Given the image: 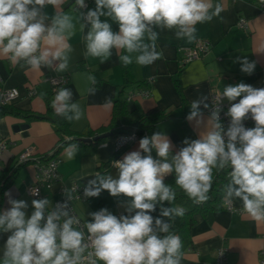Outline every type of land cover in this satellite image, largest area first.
<instances>
[{"label":"clouds","instance_id":"9594fccd","mask_svg":"<svg viewBox=\"0 0 264 264\" xmlns=\"http://www.w3.org/2000/svg\"><path fill=\"white\" fill-rule=\"evenodd\" d=\"M63 0H0V54L20 67L33 70L49 68L65 72L73 47L68 40L75 34L74 17L56 13L49 17L47 5L59 6ZM88 9L85 0H75L79 29L84 32L85 56L105 62L113 49L122 50L120 62L149 66L161 58L156 41L160 30L175 32L177 39L191 43L197 38V24L211 22L223 11L213 0H95ZM104 17L105 19H101ZM113 23L118 31H113ZM241 71L251 75L255 61L237 58ZM96 92V78L88 77ZM188 83L196 80L189 78ZM187 86V85H186ZM239 98V99H238ZM192 101L186 117L203 126L198 139H185L173 154L170 139L154 133L139 140V148L115 161L117 175H96L84 188L86 197H98L107 190L126 201L127 215L119 217L107 208L92 212L85 231L80 220L70 214L68 204L54 207L47 198L33 200L31 215L24 200L9 198L10 207L0 211V233H10L3 247L0 264H181L182 240L172 232V221L183 217V207L172 206L176 190L165 183L175 175V185L194 203L209 200L214 172L229 169V182L223 200L229 205L236 199L257 222H264V88L243 82L223 87L218 105L205 121L201 104ZM229 102L225 129L220 121L221 103ZM55 115L67 121L83 117L81 106L73 101L71 89L61 88L52 101ZM254 127H245L247 119ZM155 150L157 156H152ZM69 158L76 155L78 144L66 149ZM36 194V193H35ZM167 202L169 205L165 207ZM160 206V214L152 215Z\"/></svg>","mask_w":264,"mask_h":264},{"label":"crops","instance_id":"0c3cea01","mask_svg":"<svg viewBox=\"0 0 264 264\" xmlns=\"http://www.w3.org/2000/svg\"><path fill=\"white\" fill-rule=\"evenodd\" d=\"M72 2L73 0H63L59 6L47 5L44 9L49 17L56 13H67L74 17L76 30L68 40L73 51L67 71L56 72L46 67L39 70L22 68L19 64L12 63L9 57L0 54V88L18 90V97L10 102L14 108L44 113L46 99L52 103L55 97L51 95V85L46 77L66 75L68 79L62 88L71 89L73 101L81 106L83 117L71 122L60 118L71 130L81 132L108 124L112 101L117 89L124 84V78L118 58L121 50L113 49L111 58L103 63L99 58L85 56L83 37L87 29L80 31L79 23L75 20L78 12ZM213 3L222 4L220 16L211 22L196 25V40L204 39L211 45L204 57L180 66L181 48L194 44L196 40L189 43L184 39H177L174 30L156 29L159 32L157 51L161 53V58L149 66L133 62L135 83L126 85L124 90L126 96L142 89L149 90L147 96L134 95L127 103L128 110L137 114L156 107L167 114L166 118L151 128L149 137L154 133L166 135L173 145V154L185 146L183 141L186 138L198 139L203 133V126L197 127L195 122H189L186 118L192 101L203 97L206 102L211 90L222 92L223 87L240 82L264 88V10L260 8L259 0H213ZM95 7V0H92L88 9ZM239 18L247 21L246 28L237 26ZM113 31H118L115 23ZM245 57L249 61H255L256 66L251 75L241 71V64L237 59ZM89 76L96 78L94 95L88 93V88L92 86ZM190 77L196 80L195 84L188 83ZM31 88L35 93L28 96L27 91ZM203 117L206 121L209 116L203 114ZM25 124L27 127L22 126ZM0 138L6 142V148L1 153V172L11 159L27 147L33 148L38 154L53 152L59 135L47 120H25L19 116L4 115L0 117ZM67 147L57 154L60 159L57 168L60 180L42 188L43 198H47L51 204L59 197L60 185L73 181H90L96 175H117L116 166L110 165L111 160L117 156L113 137L100 144H78V151L72 158L66 154ZM138 148L139 140H135L118 155L122 159L125 154ZM152 152L156 154L154 149ZM33 180V166L26 164L20 167L10 185L3 191L0 211L10 207L8 200L12 198L26 201L29 205L26 211L30 216L34 211L31 203L34 199L26 194L25 188ZM229 180L230 178L226 184ZM129 199L123 195L113 197L107 190H103L98 197L86 202H73L72 206L81 219L89 221V214L102 208H107L112 214L119 211L127 215L125 203ZM234 204L242 206L238 199ZM159 214L158 205L152 215L157 217ZM9 234L0 233V257ZM182 244L181 264H213L215 252L220 247L225 248L227 264H260V252L264 249V222L254 221L246 212H229L223 208L206 214L196 213L189 234L182 240Z\"/></svg>","mask_w":264,"mask_h":264},{"label":"trees","instance_id":"16d2710c","mask_svg":"<svg viewBox=\"0 0 264 264\" xmlns=\"http://www.w3.org/2000/svg\"><path fill=\"white\" fill-rule=\"evenodd\" d=\"M121 54H125L122 50ZM120 61V60H119ZM121 69L124 78V84L117 89V94L112 101L111 117L106 126L91 130H85L81 132H75L70 129L69 125L62 120L59 116L55 115L52 103L49 99H46V109L44 113H34L28 111H22L14 108L11 103L0 105V117L4 115H13L22 117L25 120H47L51 122L59 135V140L53 150L51 157L57 155L62 148L69 146L70 144H83L79 138H96L93 143L100 144L106 141L107 138H97L99 135L111 132L114 137L118 133L135 132L141 135L146 131L149 133L151 128L161 119L166 118L168 115L158 108H152L149 111L143 113H133L128 110L125 95L126 85L135 83L132 64L124 66L121 62ZM48 154V153H46ZM152 155L156 158L157 154ZM14 159V158H13ZM11 159L0 172V199L3 191L10 185L11 180L18 171V169L26 164L13 165L14 160ZM229 169H225L222 172L215 173L213 178V185L209 192V200L203 204L194 203L181 189L175 185V175L171 174L165 178L166 184H171L176 190V199L172 206L183 207L185 214L183 217H177L172 221V232L179 235L181 240L187 238L190 228L194 222V215L196 213L206 214L209 211L218 210L222 208L223 188L230 178ZM165 207L171 206L167 202ZM160 207V206H159Z\"/></svg>","mask_w":264,"mask_h":264},{"label":"built area","instance_id":"2783aa9c","mask_svg":"<svg viewBox=\"0 0 264 264\" xmlns=\"http://www.w3.org/2000/svg\"><path fill=\"white\" fill-rule=\"evenodd\" d=\"M92 0H85L87 8L81 9V12H86ZM72 6L76 9L75 0L72 2ZM259 6L262 10H264V0H259ZM237 26L240 28H246L247 21L244 18H239L237 20ZM211 45L209 41L204 39H197L194 44L190 46H185L181 48V56L179 59L180 66L189 63L193 60L201 59L204 57L210 50ZM220 60L221 58H217ZM66 75H58V76H47L46 80L51 85V95L55 96V94L66 84L67 82ZM35 93L34 89H29L27 91V95L31 96ZM221 92L217 90H211L209 94L208 100L205 102L208 104L207 108L201 106V111L203 114L209 116L211 111L216 107L219 103L218 97ZM142 95L147 96L149 94L148 89H142L137 93H132L126 96V99L129 101L133 98L134 95ZM18 97V90L16 88H0V105L10 103ZM239 99V98H238ZM229 102L225 99L221 103V112H220V121L224 125L225 129L228 127L230 123V118L226 115V112L229 107ZM245 127L251 128L254 127V121L250 118L244 121ZM149 136V133L144 131L141 135H138L135 132L128 133H118L113 137V147L117 156L111 160L110 165L115 166V161L120 160L119 152L128 146L131 142L135 140H140L141 138ZM6 148V142L0 138V159L1 153ZM52 152L48 154H38L35 152L33 148L27 147L22 152H20L13 160V165L19 164H31L34 168V180L31 184L27 185L25 188L26 194L33 199H43L42 188L48 186L54 182H58L60 180V176L58 173V165L60 163V159L57 155L51 157ZM153 156V155H152ZM1 168V167H0ZM89 181L86 182H78L73 181L67 185H60L58 189L59 197L53 202L52 206L54 207L57 204H68V209L71 215L76 216L80 220L79 228L85 231L87 236V230L84 227L86 224V220L81 219L77 213L75 212L72 203L73 202H86L87 200L94 197H86L84 195V188L88 185ZM36 193V194H35ZM222 208L235 213L245 212L242 206H236L234 203L229 205L223 200H221ZM114 215H126L124 212L117 211ZM260 254L262 257L259 259L260 264H264V249L261 250ZM99 264V262H98ZM213 264H227L225 257V248L220 247L215 252V260Z\"/></svg>","mask_w":264,"mask_h":264},{"label":"water","instance_id":"95a60500","mask_svg":"<svg viewBox=\"0 0 264 264\" xmlns=\"http://www.w3.org/2000/svg\"><path fill=\"white\" fill-rule=\"evenodd\" d=\"M24 127H27V124L25 125H22ZM112 136V133L111 132H106V133H103L101 135H99L97 138H107V137H111ZM82 142H86V143H90V142H93L96 138H79Z\"/></svg>","mask_w":264,"mask_h":264}]
</instances>
